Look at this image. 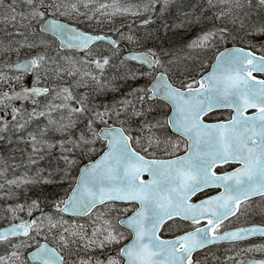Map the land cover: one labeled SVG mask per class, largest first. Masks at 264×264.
Returning <instances> with one entry per match:
<instances>
[{"label": "snow or ice", "instance_id": "6c2138e0", "mask_svg": "<svg viewBox=\"0 0 264 264\" xmlns=\"http://www.w3.org/2000/svg\"><path fill=\"white\" fill-rule=\"evenodd\" d=\"M157 2L166 7L170 0H150L144 11ZM218 2L229 4L232 0ZM234 2L236 7H243L240 0ZM117 3L11 0L5 4L0 0V9H6L0 13V24L12 27L9 36L23 37L9 40L7 45L0 41V47L17 54L20 49L30 50L24 60H6L0 65V86H9L0 92V140L9 132L24 133L18 139L30 144L37 156L45 149L59 148L66 168L58 183L70 184L66 195L53 199L51 210L46 212L41 197L28 195L29 186L57 181L39 173L36 177L24 174L8 179L0 170V177H4L0 182V201H4L0 223L7 224L0 227V246L5 249L0 264H200L194 254L217 242H238L257 234L264 237V224L224 230L225 221L249 213L253 198H264V78H259L264 77V55L242 47H226L215 55L210 72L200 74L199 79L186 77L176 85L155 49L130 52L121 64L135 61L149 70L131 72L125 78L148 77L149 83L129 93L134 100L125 96L115 103H97V97L110 90L104 72L119 55L120 41H139L119 29V40L93 35L64 20L89 25L104 23L117 14H142L117 7ZM208 4L215 7L213 0ZM247 4L252 6L253 0H247ZM20 5L25 9L18 11ZM258 5L264 7V0H258ZM232 14V8L221 9L216 19ZM150 22V18L142 21ZM232 23H236L235 18ZM128 27L131 31V25ZM29 31L34 36L48 33L53 43L59 44L52 49L47 40H30ZM249 34L264 35V25ZM230 35L226 25L214 26L188 47L217 49ZM98 42L109 47L105 49ZM66 50L83 53V57L75 59L64 54ZM52 51L54 56L50 55ZM106 51L111 54L106 55ZM83 65H94L95 71L81 74ZM27 75L34 78L31 86L15 87ZM90 84L95 85L92 92L74 91ZM16 101L22 102L20 107ZM149 101L170 105L171 115L149 119L157 110ZM23 102H30L31 109ZM223 110L229 112L225 121H205L210 113ZM41 118L47 124L29 131V125ZM134 129H139V135L132 134ZM154 129L164 131L157 135ZM168 129L174 130L179 139L170 136ZM50 134L60 139L53 142L48 139ZM97 142L104 149L102 155L80 169L78 177H71L70 169L75 164L72 156L77 151L95 154ZM181 143L185 154L176 155ZM156 150L174 158H154ZM28 159L36 163L31 154ZM52 175L49 173V177ZM211 189L220 191L192 202L197 194ZM117 202L132 207L120 208ZM260 211L264 214V207ZM111 212H122L124 217H111ZM65 216L87 217L88 222L73 223ZM173 228L177 230L173 238L162 237V231ZM129 237L130 242L115 249V254L106 251ZM243 251L264 252V247ZM97 252L103 255H95ZM228 259L244 264L235 257ZM248 264H264V259H251Z\"/></svg>", "mask_w": 264, "mask_h": 264}, {"label": "rangeland", "instance_id": "374dc122", "mask_svg": "<svg viewBox=\"0 0 264 264\" xmlns=\"http://www.w3.org/2000/svg\"><path fill=\"white\" fill-rule=\"evenodd\" d=\"M254 1V0H253ZM11 0H5V4L10 3ZM109 3H111V0H108ZM256 4H253L252 6H249L246 1L240 0V3L243 5V7H236L234 0H232L229 4H221L218 2V0H213V3L215 4V7L202 4L200 7V0H185L181 3H178L175 5L171 10H166L169 6H164L163 4L157 2L154 5V8H150L149 11H144L145 6L150 5V0H118L117 7L121 8H128L132 11H140L141 15H115V16H109L107 19H105L104 23L101 24H89L85 25L83 22H75L76 24H79L80 26L84 27L87 26V29L90 30H107L112 31L116 34L117 39H120L119 32L116 30L119 29L120 32H123L127 35H133L134 38H136L139 43H128L127 41H120L124 48L126 49H149L153 48L157 51L159 55H162L161 52L156 49L155 43L156 42H162L161 40H158L160 38L156 32L157 30H166L170 29L171 31L167 32L165 36H170L176 34V36L184 43L180 48H178L175 51V54L170 53V55H162V58L164 59L167 67L169 68V75L172 77L174 83L180 84L182 80H184L186 77H195L196 79L199 78L200 74L205 73L213 58L217 54L218 50L224 46L223 43L227 41H232L233 43H238L242 45H249L252 47H255L257 49L264 50V35L261 34H249L250 32H253L258 27L264 25V7H261L258 5V0H255ZM25 5H20L18 7V11H22L25 9ZM229 8L233 9V14L225 17L223 19H216V14L221 10H227ZM260 9L262 11L260 12ZM111 11V9H109ZM6 9H0V13H5ZM176 13L174 16L170 17L171 13ZM207 14L206 16L204 14ZM146 15H155L153 18L154 24L149 27H146L147 24H143L142 21L146 19ZM167 17V18H165ZM236 19V23L233 24L232 20ZM166 19V20H164ZM68 20V19H67ZM72 21V20H69ZM241 21L243 22V27H241ZM73 22V21H72ZM153 23V22H150ZM159 23V24H157ZM164 24V25H163ZM129 25H131V31H129ZM227 26L230 29L231 35L229 36L227 41L220 42L217 45V49L213 50H200V49H190L188 45L195 40L198 36H200L203 32L212 29L215 27H223ZM160 26V27H157ZM160 28V29H158ZM23 31V29H21ZM13 31L12 27L10 25H3L0 24V41H3L5 45L8 44L9 40H22L23 37L16 36L11 37L9 36V33ZM163 33V32H162ZM164 34V33H163ZM29 39H36L33 33L31 31L28 32ZM151 37V38H149ZM47 40L49 44H51L52 49H55L57 44L51 38L44 37L40 38ZM223 44V45H222ZM228 44V43H225ZM30 54V50L27 48L20 49L19 53L17 54L14 51H11L7 47H0V65H3L4 61L9 60L10 62H15L17 59L22 60L25 59L26 56ZM50 55H55V52H50ZM203 63V66L201 64ZM80 71H83L80 69ZM137 72V71H136ZM131 73V72H129ZM126 73H123L121 76L120 73L115 76L113 75L112 81H109V79L106 81L108 91L105 93L99 95L97 97V103L100 101H103L104 103H115L116 100L119 101L123 99L125 96H127L129 99H133L134 97L130 96L129 93L133 90V87H144L146 85L145 79L140 80L137 82H133L131 79L125 78ZM25 77L21 81H17L15 84V87L19 88L21 84L26 86L25 83ZM33 77L30 76V85L33 83ZM87 80V78H85ZM53 83H60V81H55ZM109 84V85H108ZM29 85V86H30ZM120 85L119 88H116ZM126 88L124 89V87ZM8 85L0 86V92L8 90ZM93 88H95L94 84H90L88 88H82L74 91H78L81 93L85 92H92ZM130 89V90H129ZM129 90V91H128ZM94 94V93H93ZM104 97V98H103ZM156 104L157 110L153 111L149 117L155 116L158 119L165 118L166 114L168 113L169 108L164 106L161 102H152ZM17 107H20L21 104H19V101L15 102ZM10 119V117H9ZM32 125L37 124V120L33 121L31 123ZM154 131L157 133V135H161L164 130L162 129H154ZM25 135V134H24ZM136 135H139V131H136ZM170 135V134H169ZM172 136V135H170ZM173 137V136H172ZM174 139H179L175 138ZM48 139H51L53 142L60 139V137L56 134H50ZM13 141L7 142V138L4 140H0V149H3L4 151L9 149L10 146H12ZM97 151L96 155L99 154L103 147L102 145L97 142L95 145ZM161 148H163V145H161ZM184 150L183 143H181L180 150L176 153V155L180 154ZM79 155H82L83 157L86 155L81 154L78 151ZM155 156H161V157H169V155H166L161 150H156ZM44 159H49L44 164V167L40 169V172L43 176H46L45 178H49L53 181H57V177L64 175V170L66 168V164L63 159H61V152L59 148H54L51 150L45 149L42 156L39 158L40 161ZM72 159L75 160V158L72 157ZM77 160V159H76ZM75 164L72 165L70 169V176L74 178L75 169L77 167ZM78 170V167H77ZM22 171V170H21ZM49 173H53L51 177H49ZM27 174L30 177H36L38 173L35 171V169H32L30 172L29 170H25V172H20V175ZM4 177H7L8 179L13 178V175H8L4 173ZM4 177H0V182H4ZM54 183V182H53ZM53 183L48 184H36V185H30V191H28V195L32 198H36L37 195L39 196L43 191L40 188H46L47 186H51ZM67 187L70 188V184L68 182ZM7 187V185H6ZM44 200L41 199V205H43ZM10 203H14V201H11ZM252 205V208L250 209L249 213L246 215H241L238 219H235L237 221H246V223H253V222H259L264 223V214H261V208L264 207V198H260L257 200H254L253 202H249ZM117 207L124 208L127 206L122 205H116ZM132 207V206H131ZM129 207V208H131ZM46 212L50 211L51 209H44ZM99 210V209H98ZM97 210V211H98ZM122 212H111L109 215L111 217H122ZM38 215V213H37ZM67 219V218H65ZM73 223H81L86 224L88 222V218L77 220L75 218H68ZM6 224V223H0V225ZM122 231H125V229H121ZM127 240V239H126ZM122 241L120 245H113L111 248L107 249L106 251L112 252V254H115V249H118L122 246V244L126 241ZM264 247L263 242L259 243H252V244H232V251L229 249L228 246L223 247H216V251H213L214 248H211L207 251H204L200 255L197 256L196 259L200 261V264H234L233 260L228 259V257H235L236 260H243L244 263L249 259V257H262L264 258V252H245L243 249L247 248H260ZM5 249L3 246H0V254H4ZM209 254H212L210 257H208ZM95 255L102 256L103 254L100 252L95 253Z\"/></svg>", "mask_w": 264, "mask_h": 264}, {"label": "flooded vegetation", "instance_id": "af4514ba", "mask_svg": "<svg viewBox=\"0 0 264 264\" xmlns=\"http://www.w3.org/2000/svg\"><path fill=\"white\" fill-rule=\"evenodd\" d=\"M97 31L101 32L102 34H108V32H109L107 30H102V29H97ZM40 37H44V35L42 34V35L38 36L37 39L40 40ZM98 44H100L105 49L108 48V45H106L104 42H99ZM244 46L247 49H251V50L255 51V53H257L259 55H264V50L261 51V50L252 49V48L249 47V45H244ZM93 47H96V45L93 46ZM105 54L109 55V52L106 51ZM28 77H30V76H26V78H28ZM259 78H264V77H259ZM228 116H229V112L227 110L216 111V112L210 113L207 117H205V121L208 122V123H216V122H220V121H225L228 118ZM184 153L185 152L183 150L180 154H184ZM180 154H178V155H180ZM225 167H227V166H225ZM228 170H231V169H228ZM217 171H220V169H217ZM218 191H220V190H217V189L206 190L205 193L197 194V196H195V197H196V200L203 199V198H206V197L211 196V195H216L218 193ZM255 200H257V199H255ZM246 224H248V223H246V221H244V220H242V221L234 220L233 221L232 218H231L229 221H225L224 230L227 231L228 229H232V227L243 226V225H246ZM176 231L177 230L175 228H173L171 231H163V234L166 235L165 237H172L173 233L176 232ZM256 241L264 242V239L255 238V239H250V240H246V241L239 242V243H234V244H244V245H246L247 243L256 242ZM223 246H228L229 249L232 251V242L231 243H219V244L213 245V246H211V247H209L207 249L209 250L211 248H214L213 251H216V249H215L216 247H223ZM207 249L204 250V251H207ZM204 251H202L201 253H203Z\"/></svg>", "mask_w": 264, "mask_h": 264}, {"label": "trees", "instance_id": "16d2710c", "mask_svg": "<svg viewBox=\"0 0 264 264\" xmlns=\"http://www.w3.org/2000/svg\"><path fill=\"white\" fill-rule=\"evenodd\" d=\"M170 15L174 16L175 14L171 13ZM164 20H166V19H164ZM157 24H159V23H157ZM157 27H160V26H157ZM158 29H160V28H158ZM164 43H167L168 46L171 47L170 49H176V48L180 47L181 44H183V43H181L180 39L176 35H170V37H167V39H164ZM165 48H168V47H165ZM67 192H68V190H66V189L64 191V184H61L60 190H59V188H57V189H45L39 195V197H41V199H43L45 202H52V200L55 198L62 197L63 195L65 196ZM3 204H4V201H0V205H3ZM46 207H48V204L46 205Z\"/></svg>", "mask_w": 264, "mask_h": 264}, {"label": "water", "instance_id": "95a60500", "mask_svg": "<svg viewBox=\"0 0 264 264\" xmlns=\"http://www.w3.org/2000/svg\"><path fill=\"white\" fill-rule=\"evenodd\" d=\"M170 1H172V0H170ZM214 63H215V61H214ZM214 63H213V64H214ZM211 70H212V69H210V71H211ZM210 71H209V72H210ZM170 115H171V114H170ZM173 131H174V130H173ZM98 159H99V158H98ZM96 160H97V159H96ZM91 163H92V162H91ZM91 163H88V164L84 165L82 168H84L85 166H87V165H89V164H91ZM82 168H81V169H82ZM79 175H80V172H79ZM79 175H78V176H79ZM147 178H148V177H147ZM147 178H146V179H147ZM257 235H258V234H257Z\"/></svg>", "mask_w": 264, "mask_h": 264}]
</instances>
